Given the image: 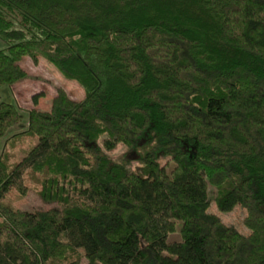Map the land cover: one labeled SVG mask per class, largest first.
<instances>
[{
	"label": "trees",
	"instance_id": "1",
	"mask_svg": "<svg viewBox=\"0 0 264 264\" xmlns=\"http://www.w3.org/2000/svg\"><path fill=\"white\" fill-rule=\"evenodd\" d=\"M0 40V86L41 58L84 93L30 109L36 144L0 160V201L31 175L56 205L0 202V264H264V0H0ZM21 122L0 101V138ZM209 187L247 236L208 213Z\"/></svg>",
	"mask_w": 264,
	"mask_h": 264
},
{
	"label": "rangeland",
	"instance_id": "2",
	"mask_svg": "<svg viewBox=\"0 0 264 264\" xmlns=\"http://www.w3.org/2000/svg\"><path fill=\"white\" fill-rule=\"evenodd\" d=\"M6 47L7 44L0 40V51L5 50ZM20 65L26 71L27 78L12 87L0 86V101L16 106L22 116V122L10 129L6 136L0 138V160L5 161L9 167H12L16 161L26 154L29 148L36 144V138L25 136L27 113L30 109L43 112L49 111L51 101L59 88L64 89L71 99L76 101L81 100L84 95L82 89L75 82L65 80L50 64L41 58L36 63L25 58ZM39 93H43V97L38 100L35 106L32 103V96ZM143 152L141 148L128 151L124 146L119 145L113 151L108 152V155L113 160L126 161L128 169L136 170L140 167L139 159ZM134 159L136 160L134 161ZM157 162L167 172L174 167V162L170 158L161 157ZM26 182L29 188L24 196L12 190L0 202L3 205L25 212L45 211L56 207L54 203H46L41 199L39 195L41 188L36 179L32 180L31 175H29ZM215 194V189L209 187L208 213L224 225L234 228L240 235L247 236L249 231L243 224L244 210L240 206H235L229 213H220L214 202ZM179 228L180 225L178 224L174 233L169 236V242L179 240ZM12 262L17 264L15 260H12Z\"/></svg>",
	"mask_w": 264,
	"mask_h": 264
}]
</instances>
